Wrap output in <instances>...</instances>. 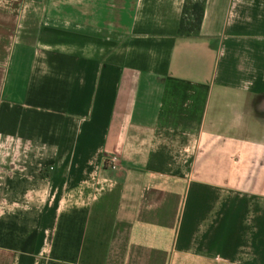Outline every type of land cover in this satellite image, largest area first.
<instances>
[{
    "label": "crops",
    "instance_id": "crops-1",
    "mask_svg": "<svg viewBox=\"0 0 264 264\" xmlns=\"http://www.w3.org/2000/svg\"><path fill=\"white\" fill-rule=\"evenodd\" d=\"M183 5L0 0V264H264V0Z\"/></svg>",
    "mask_w": 264,
    "mask_h": 264
},
{
    "label": "trees",
    "instance_id": "trees-1",
    "mask_svg": "<svg viewBox=\"0 0 264 264\" xmlns=\"http://www.w3.org/2000/svg\"><path fill=\"white\" fill-rule=\"evenodd\" d=\"M205 0H184L177 35L192 38L198 35L203 18Z\"/></svg>",
    "mask_w": 264,
    "mask_h": 264
},
{
    "label": "built area",
    "instance_id": "built-area-1",
    "mask_svg": "<svg viewBox=\"0 0 264 264\" xmlns=\"http://www.w3.org/2000/svg\"><path fill=\"white\" fill-rule=\"evenodd\" d=\"M105 164L111 171H115L118 164L117 158L115 156L108 157L105 160Z\"/></svg>",
    "mask_w": 264,
    "mask_h": 264
}]
</instances>
